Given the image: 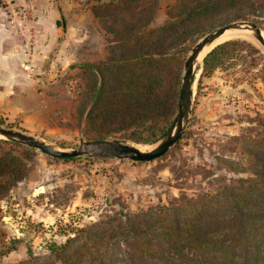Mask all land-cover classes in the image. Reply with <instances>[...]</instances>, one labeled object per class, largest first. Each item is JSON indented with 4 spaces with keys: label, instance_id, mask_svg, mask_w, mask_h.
<instances>
[{
    "label": "rangeland",
    "instance_id": "rangeland-1",
    "mask_svg": "<svg viewBox=\"0 0 264 264\" xmlns=\"http://www.w3.org/2000/svg\"><path fill=\"white\" fill-rule=\"evenodd\" d=\"M89 1L95 26L86 40H80L85 30L66 27L63 13L56 19L59 23L53 22L56 28L49 26L53 13L48 12L47 21L40 26L36 0H0L1 32L6 36V40L0 36V88L9 84L17 89L24 79L36 94L40 91L38 100L43 108L42 114L21 118L3 109L2 104L1 126L67 150L83 148L82 141L99 139L82 131L97 84V74L84 64L106 60L111 34L93 11L96 0ZM172 2L155 0L147 26L162 24ZM253 4L254 9H249L243 20L254 22L264 34V5L258 0ZM236 11L216 7L203 12L188 28L189 48L204 33L239 20H230ZM243 39L260 53L247 44H235L219 50V62L205 72L203 56L195 62L187 123L176 142L154 159L134 161L87 153L62 159L21 143L0 141V152L19 155L25 168L23 177L0 190V249L9 247L0 253V262L16 263L28 257V249L31 255H40L48 251L49 242L62 243L77 232L94 239L99 232L107 238L111 229L126 227V216L130 222L140 217L133 216L140 210L212 190L238 176H251L242 148L243 142L264 125V50L256 40ZM118 123L110 128L115 129ZM135 135L131 125H118L112 135L102 138H118L148 149L163 133L150 142L137 141ZM115 239L108 237L106 243L92 244L103 262L160 264V258L143 257L139 251L133 254L130 245L120 239L115 243ZM181 251L188 257H178L181 254L168 248L164 254L177 255L175 260L180 264H228V258L220 255L213 258L192 253L185 246ZM259 252L258 259L249 260L239 253L232 264H264V247Z\"/></svg>",
    "mask_w": 264,
    "mask_h": 264
},
{
    "label": "trees",
    "instance_id": "trees-1",
    "mask_svg": "<svg viewBox=\"0 0 264 264\" xmlns=\"http://www.w3.org/2000/svg\"><path fill=\"white\" fill-rule=\"evenodd\" d=\"M258 2L264 5V0ZM253 3L174 0L162 24L147 26L155 0H96L93 11L111 34V43L106 60L84 64L97 74V84L85 113L83 134L102 138L112 135L118 125H131L137 141L150 142L164 133L177 104L182 61L190 45L186 43L188 28L203 12L216 7L237 9L230 20L244 19L250 14L247 11L254 9ZM235 44H247L260 53L243 38L225 39L204 53L202 71L219 62V50ZM116 122L120 123L115 129L110 128ZM0 141L19 144L2 138ZM242 153L251 176H238L212 190L140 210L133 214L140 217L129 222L126 216V227L111 229L108 237L116 238L115 243L124 240L133 254L139 251L140 256L160 258V264H180L172 253L187 258L181 253L183 246L192 253L227 257L228 264L235 263L234 256L239 253L244 259H258L264 247V125L243 142ZM24 169L19 155L0 152V190L23 177ZM96 236L94 239L77 232L62 243L49 242L45 253L33 256L28 249V257L0 264H111L103 262L92 247L93 243H106L108 237L99 232ZM166 248L172 252L169 256L164 254ZM8 249H0V253Z\"/></svg>",
    "mask_w": 264,
    "mask_h": 264
},
{
    "label": "water",
    "instance_id": "water-1",
    "mask_svg": "<svg viewBox=\"0 0 264 264\" xmlns=\"http://www.w3.org/2000/svg\"><path fill=\"white\" fill-rule=\"evenodd\" d=\"M241 25L246 26L250 30V34L260 43L264 50V36L262 35L260 28L254 22L243 19L230 21L217 26L198 38L189 48L182 63L177 104L173 119L163 135L148 149H140L135 145L118 138H99L82 141L83 148H71L67 150L52 146L21 130L1 125L0 137L35 148L46 155L57 158H68L81 153H87L90 155H109L118 158L123 157L134 161H147L154 159L163 154L176 142L181 136L187 123V115L191 103L192 82L194 78V64L198 53L204 46L209 44L214 38L222 33L224 29L239 27ZM87 147L89 149H87Z\"/></svg>",
    "mask_w": 264,
    "mask_h": 264
},
{
    "label": "crops",
    "instance_id": "crops-1",
    "mask_svg": "<svg viewBox=\"0 0 264 264\" xmlns=\"http://www.w3.org/2000/svg\"><path fill=\"white\" fill-rule=\"evenodd\" d=\"M36 2L37 5L40 6V9L37 11L39 14L37 21L40 26H43L47 21V12L53 13L51 15L53 18H51L52 23L49 25L50 27L55 26L56 28V21L59 23V20L56 19L58 15H62L63 13L67 22L66 27H73L77 30L84 29L85 33L79 38L80 40H86L89 36V30L95 26L94 20L90 14L89 0H36ZM1 26L2 23L0 22L1 40H6V36L1 32ZM89 40H92V37ZM18 83L17 89L8 86L9 84H7L6 87L3 86L0 88V106L3 104L5 106L3 109L21 118L31 116L32 113L36 116L42 114L43 108L38 100L40 91L36 94V90L33 91V88L24 79ZM42 90L44 91V89ZM29 100H31V102H29Z\"/></svg>",
    "mask_w": 264,
    "mask_h": 264
},
{
    "label": "bare ground",
    "instance_id": "bare-ground-1",
    "mask_svg": "<svg viewBox=\"0 0 264 264\" xmlns=\"http://www.w3.org/2000/svg\"><path fill=\"white\" fill-rule=\"evenodd\" d=\"M261 33H262V31H261ZM262 35L264 36L263 33H262ZM231 38H245V39H250L252 41L256 40L250 34V30L244 25H241L239 27H234V28H226V29L223 30L222 33H220L216 38H214L209 44H207L206 46H204L202 48V50L198 53V55L196 57V62L200 60L202 54H204L211 47H214V45L216 43L221 42V41H223L225 39H231ZM258 44L260 45L259 42H258ZM138 148H140V147H138Z\"/></svg>",
    "mask_w": 264,
    "mask_h": 264
}]
</instances>
